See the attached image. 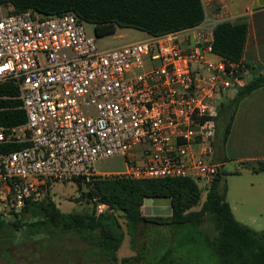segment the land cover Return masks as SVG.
<instances>
[{
	"label": "built area",
	"instance_id": "2783aa9c",
	"mask_svg": "<svg viewBox=\"0 0 264 264\" xmlns=\"http://www.w3.org/2000/svg\"><path fill=\"white\" fill-rule=\"evenodd\" d=\"M201 2L198 25L113 49L99 48L72 13L0 15V83L17 88L25 115L23 125L0 126L1 218L54 184L82 194L113 177L210 187L219 106L253 74L213 51L215 26L233 20L225 0ZM110 157L124 170L98 172L96 162ZM89 203L95 217L115 214L97 195Z\"/></svg>",
	"mask_w": 264,
	"mask_h": 264
},
{
	"label": "trees",
	"instance_id": "16d2710c",
	"mask_svg": "<svg viewBox=\"0 0 264 264\" xmlns=\"http://www.w3.org/2000/svg\"><path fill=\"white\" fill-rule=\"evenodd\" d=\"M0 5L11 8L9 14L23 11L41 16L72 13L79 21L92 26L96 38L112 36L117 29H131L146 36H156L196 26L204 18L201 0H0ZM246 33L245 17L217 24L213 30L214 53L233 62L242 60ZM262 86V74L253 75L232 97L220 104L212 143L213 155H217L213 158L214 163L223 160V148L239 102ZM17 96L18 91L13 84L0 83V126L12 128L25 123ZM220 126L223 128L221 133ZM217 175L203 201L200 189L190 178L100 179L94 182L92 191L82 196L86 202L94 195L99 196L115 214L95 217L92 209L89 213L65 214L47 196L39 202H26L19 214L12 218L0 217V231L10 226L15 231L24 227L28 235H38L43 231L75 233L104 262H112L116 260L115 254L124 233L134 247L142 222L200 229L203 221L208 220L215 236L211 241L207 240V245L217 256L218 264H264V231H253L234 219L225 200V182L219 173ZM145 197H170L171 216H142L141 206ZM196 206L199 209L194 211ZM119 219L123 220L124 231ZM170 253L172 251H168L159 263L172 264L167 261ZM127 260L122 259V263Z\"/></svg>",
	"mask_w": 264,
	"mask_h": 264
},
{
	"label": "rangeland",
	"instance_id": "374dc122",
	"mask_svg": "<svg viewBox=\"0 0 264 264\" xmlns=\"http://www.w3.org/2000/svg\"><path fill=\"white\" fill-rule=\"evenodd\" d=\"M256 8L257 6L252 9V12L256 11ZM11 11V8L0 5V15L9 14ZM85 32L87 35H93L92 26L86 24ZM145 37L144 33L138 31L117 29L112 36L97 38L96 44L101 49H113L143 40ZM258 70L259 67H256V71ZM227 96L229 98L232 95L227 93ZM222 129L220 126V133ZM216 156H211L212 161ZM95 168L100 173H115L123 171L124 164L121 157H110L97 161ZM255 178L249 173L241 172L236 175L225 171L222 180L228 189V201L234 206L232 211L234 218L252 230L260 232L264 231V200L254 202L253 197H248L246 194L255 193L259 188ZM49 197L59 211L65 214L89 213L91 210L90 203L84 200L82 193L73 183L51 185ZM203 198L204 195L201 200ZM257 198L258 196L255 199ZM198 209L199 206L193 208L194 211ZM121 223L124 227L123 221ZM23 228L15 231L10 226H5L0 231V264H74L75 252H84L90 248L75 233L43 231L38 235H28ZM177 228L176 233L174 231L175 247L168 255L167 261H171L172 264H218L217 256L207 245V240L211 241L215 236L208 220L203 221L200 229ZM151 237L147 232L142 235L145 241H151ZM135 249L133 253L136 255V261H131L134 262L133 264H137L138 261L140 264H157L156 250L148 254L147 249L142 252L141 245H137ZM122 253L125 255L130 253L128 240L123 251L117 252V256L121 257ZM99 257L97 253L90 254L87 255L86 261L90 264H104ZM76 261L78 262V259Z\"/></svg>",
	"mask_w": 264,
	"mask_h": 264
},
{
	"label": "crops",
	"instance_id": "0c3cea01",
	"mask_svg": "<svg viewBox=\"0 0 264 264\" xmlns=\"http://www.w3.org/2000/svg\"><path fill=\"white\" fill-rule=\"evenodd\" d=\"M225 2L227 4L226 11L227 14H230V17L233 19L245 17L247 19V33L242 60L250 66L254 76L261 74L264 71V0H225ZM255 6H257L256 11L252 12ZM209 10L211 11V8ZM256 67H259L258 71H256ZM222 157V162L218 163V173L221 178L225 171L236 175L241 174V172L254 175L259 188L255 193L246 194L248 197H253L254 202L264 200V171H261V169H264V86L254 90L239 102L231 122ZM197 186L201 191V197L202 195L205 197L207 190L201 184H197ZM256 196H258L257 199H255ZM203 200L204 198L201 201ZM225 200L232 213L234 206L228 201L227 188ZM121 221L123 220L119 219L122 226ZM176 229L178 228L172 225L150 221L142 222L138 227L134 247H131L130 238L124 233L121 246L117 250V252L119 250L123 251V247L128 240L130 253L127 255L122 253L123 255L118 257L116 252V260L104 262V264H133L134 262L131 261H136V255L133 252L136 250L137 245H141L142 252L147 249L148 254L156 250L157 264H160V260L168 251L173 252L175 247L174 231L176 233ZM145 232L152 236L151 241L142 239ZM94 253L96 254L92 248L84 252H75L74 264H90L86 261L87 255ZM138 258L140 259V257ZM101 259L102 257H99V260ZM122 259L128 260L122 263ZM137 264H140L139 261Z\"/></svg>",
	"mask_w": 264,
	"mask_h": 264
},
{
	"label": "water",
	"instance_id": "95a60500",
	"mask_svg": "<svg viewBox=\"0 0 264 264\" xmlns=\"http://www.w3.org/2000/svg\"><path fill=\"white\" fill-rule=\"evenodd\" d=\"M262 76L264 77V71ZM217 177L218 175L215 176V178ZM141 211L145 217H170L172 214V199L170 197H145Z\"/></svg>",
	"mask_w": 264,
	"mask_h": 264
}]
</instances>
